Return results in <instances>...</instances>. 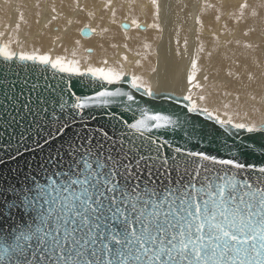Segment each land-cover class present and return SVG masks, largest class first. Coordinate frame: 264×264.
Wrapping results in <instances>:
<instances>
[{
    "label": "snow or ice",
    "instance_id": "snow-or-ice-1",
    "mask_svg": "<svg viewBox=\"0 0 264 264\" xmlns=\"http://www.w3.org/2000/svg\"><path fill=\"white\" fill-rule=\"evenodd\" d=\"M151 4L154 22L142 26L133 19L132 25L163 31L160 0ZM111 7V0H106L104 10ZM203 7L207 12L216 5ZM73 10L84 11L79 0ZM262 10L264 0H245L228 18L240 25L260 18ZM19 20L24 22L23 13ZM15 27L18 32L20 24ZM89 32L95 29L84 34ZM252 32L255 29L249 28L243 35ZM12 44H0V76L4 82L11 78L19 83L20 103L35 116L32 126L0 151V165L5 157L18 163L17 158L44 151L45 146L53 149V142L62 141L43 162V182L35 173L30 183L25 177L26 186L11 205L16 209L17 240H31L26 230L35 217L28 194L63 181L65 190L88 184L91 192L81 193L75 213L51 230L46 243L35 241L42 244L45 264H264V121H236L228 111L222 118L219 108L208 107L210 93L197 80L203 46L191 63L186 94L178 96L155 91L150 79L126 72L119 63L102 60L104 66L82 67L79 59L53 58L36 50L17 52ZM243 47L255 52L259 45L249 42ZM207 55L211 58L213 53ZM252 63L259 67L257 58ZM138 66L142 67L139 62ZM10 69H16L11 76ZM150 72L161 76L157 67ZM225 75L240 80L230 69ZM203 80L209 81V76ZM178 112H183V119L175 115ZM93 120L97 126L89 128ZM197 121L205 130L200 135ZM209 121L214 122L212 133L207 132ZM177 132L182 142L174 138ZM65 143L67 160L61 155ZM53 155L59 160L50 168ZM101 175L103 181L98 182ZM89 176L96 180L89 181ZM14 247L23 248L19 243Z\"/></svg>",
    "mask_w": 264,
    "mask_h": 264
},
{
    "label": "bare ground",
    "instance_id": "bare-ground-1",
    "mask_svg": "<svg viewBox=\"0 0 264 264\" xmlns=\"http://www.w3.org/2000/svg\"><path fill=\"white\" fill-rule=\"evenodd\" d=\"M210 1L215 2L216 8H209L207 12L204 10L206 17L202 20L205 23L194 30L192 17L199 0H160L162 13L159 23L163 31L151 28L144 31L132 25V20H137L142 26L154 22V7L147 0H111L112 7L107 11L104 10L106 0H79L83 12L73 10L76 0H0V44L13 41L12 48L17 52L36 50L53 58L79 59L82 67L89 64L104 66L102 60L114 66L119 63L126 72L142 74L150 79L155 91L175 92L178 96L186 94L191 63L203 46L204 51L199 54L198 67L201 71L197 80L206 86V93L211 92L208 107L219 108L222 118L223 113L228 111L236 121L259 124L264 121V15L237 25L235 20L228 18V14L244 0H204L202 5ZM248 2L254 4L257 0ZM133 4L134 8L131 7ZM52 7L56 8L55 13L51 11ZM113 12L114 17L111 15ZM20 13L24 14V22L19 20ZM141 14L146 19L144 22L140 21ZM217 15L221 16L220 21L215 19ZM53 16L58 18L53 20ZM65 20L72 23L65 24ZM18 23L20 30L17 32L15 26ZM125 24L130 27L125 29ZM249 28H254L255 32L243 35ZM85 29H95V32L83 37ZM17 40L19 43H15ZM229 40L233 43H227ZM236 40H240L241 44L237 45ZM249 42L259 45V48L255 52L245 49L243 44ZM114 43L127 44L128 47L124 48L125 51L119 48L114 52ZM146 44L150 48H145ZM208 52L213 53L211 58ZM124 56L128 59L124 60ZM254 57L259 67L252 63ZM138 62L142 67L138 66ZM152 67H157L161 76L152 74ZM229 69L240 76V80L227 77L225 73ZM213 71L216 75L219 72V75H214ZM205 74L209 76V81L203 80ZM248 75H255L256 79L249 81ZM212 85L218 87L213 88ZM225 92L231 95L226 96ZM250 94H254L256 99L252 100ZM225 103L231 107L224 109ZM237 112L239 115H235Z\"/></svg>",
    "mask_w": 264,
    "mask_h": 264
},
{
    "label": "water",
    "instance_id": "water-1",
    "mask_svg": "<svg viewBox=\"0 0 264 264\" xmlns=\"http://www.w3.org/2000/svg\"><path fill=\"white\" fill-rule=\"evenodd\" d=\"M86 30L88 29L82 32V36L89 37L91 33L89 32L88 35H85L84 33ZM2 71H4V68L3 65H0V72ZM13 71H16V69L9 70L10 76ZM19 88L20 85L18 82L11 78H9L7 82H4L3 77L0 76V151H3L5 146L15 143L16 138L23 133L24 129L33 124L35 114H27V110L22 107L20 102L23 100V97L18 95ZM32 95L35 99V93ZM144 99L148 100L150 98L145 97ZM13 100H16L17 103L14 104ZM141 103H143V101H141ZM145 106L150 107V105ZM175 115L183 119L184 114L183 112H178ZM200 120H205V118L201 117ZM207 123L209 125L207 132L212 133V125L214 122L209 121ZM96 126V120L90 121L88 124L89 128ZM215 128L218 129L219 126L215 125ZM191 130V127H188L187 131ZM204 131L199 121H197L196 135H200ZM220 131L222 132L223 130L221 129ZM174 138L180 141V133L177 132ZM61 143L62 141L53 142V149L58 148ZM53 149H49L45 146L44 151L35 154H25L24 159L17 158L18 163L5 157L6 163L0 165V234L10 235V230L14 231L16 209L12 208L11 205L16 201V197L20 190L26 186L25 177L29 178L30 183L31 177L33 173H35L36 177L43 182L41 167L48 152ZM66 152L67 144L65 143L64 150L61 152L65 160L68 158ZM58 160L59 158L53 155V163H50L49 167H53L54 163L58 162ZM77 174L79 173L77 172ZM100 177H103V175ZM41 247V245L34 243L24 248L16 264H45L42 259L44 252L41 251ZM45 251H47V248H45Z\"/></svg>",
    "mask_w": 264,
    "mask_h": 264
},
{
    "label": "clouds",
    "instance_id": "clouds-1",
    "mask_svg": "<svg viewBox=\"0 0 264 264\" xmlns=\"http://www.w3.org/2000/svg\"><path fill=\"white\" fill-rule=\"evenodd\" d=\"M88 179L93 181L96 177L89 176ZM102 181L103 177H99L98 182ZM85 190L91 192L90 185H77L70 190H65L61 181L60 185H45L29 193L35 217V223L32 224L31 229L26 230L30 233L31 240H17L19 233L11 230L10 235L0 234V264H16L24 248L34 244L38 239L46 243L51 236V230L61 227V220H66L75 213L78 200L82 199L81 193ZM18 243L23 246L22 250L14 247Z\"/></svg>",
    "mask_w": 264,
    "mask_h": 264
},
{
    "label": "rangeland",
    "instance_id": "rangeland-1",
    "mask_svg": "<svg viewBox=\"0 0 264 264\" xmlns=\"http://www.w3.org/2000/svg\"><path fill=\"white\" fill-rule=\"evenodd\" d=\"M142 1H144V0H142ZM147 1H148V2L150 1L149 3H151V0H147ZM188 1H189V0H188ZM199 1H200L199 6H197V10H196L195 12H193V17H192V18H193V23H194V25H193V26H194V28H193L194 30H196V29L199 28L198 26H200V24H201L200 22H201V21H202V24L205 23V22L202 20V19L204 18V16L206 17L205 13L203 14L204 7H203V5H202V1H204V0H199ZM244 2H245V0H244ZM247 2H248V0H247ZM212 3H213V5H214L215 2L210 1V3H207V4H208V5H212ZM248 3H249V2H248ZM135 4H136V3H135ZM150 5H152V4H150ZM131 7L134 8V4H133ZM198 8H199V9H198ZM130 10H131V9H130ZM198 11H199V13H197ZM201 11H202V12H201ZM194 13H197L198 15H197V14H194ZM261 14H262V16L264 15V10L261 11ZM111 15H112V14H111ZM200 18H201V19H200ZM145 20H146V19H145V18H142V14H141V20H140V21H141V22H144ZM220 20H221V18H220L218 21H220ZM67 21H68V20H67ZM67 21L65 20L64 23H65V24H69V23H67ZM54 22H55V21H54ZM54 22H53V23H54ZM112 22H113V21H112ZM53 23H52V24H53ZM52 24H51V25H52ZM117 24H118V23H117ZM202 24H201V25H202ZM220 24H221V22H220ZM220 24H219V25H220ZM66 28H67V27H66ZM121 31L124 32L123 30H121ZM124 33H126V32H124ZM83 37H84V36H83ZM113 45H116V46H117V47H113V48H114V52H115V51H119V48H120V50L123 49V50L125 51V49H124V48H125V47H124L125 44H120V45H119L118 43H114ZM187 47H188V48H191V47L188 46V45H187ZM129 51H130V50H129ZM213 74L216 75V74L214 73V71H213ZM216 76H217V75H216ZM209 93H211V92H209ZM214 104H215V103H214ZM240 119H241V118H240Z\"/></svg>",
    "mask_w": 264,
    "mask_h": 264
}]
</instances>
